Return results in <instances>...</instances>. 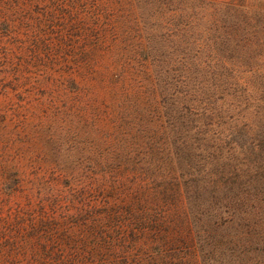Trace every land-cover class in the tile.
Here are the masks:
<instances>
[{
	"label": "rangeland",
	"instance_id": "rangeland-1",
	"mask_svg": "<svg viewBox=\"0 0 264 264\" xmlns=\"http://www.w3.org/2000/svg\"><path fill=\"white\" fill-rule=\"evenodd\" d=\"M214 2L264 4L187 0V18L178 0L0 2V264H70L62 230L71 224L77 236L89 207L123 200L96 191L106 162L147 172L148 116H157L148 113L147 61L192 56L225 17ZM258 55L246 62L261 68ZM38 241L50 251L44 260L31 254L42 255Z\"/></svg>",
	"mask_w": 264,
	"mask_h": 264
},
{
	"label": "trees",
	"instance_id": "trees-1",
	"mask_svg": "<svg viewBox=\"0 0 264 264\" xmlns=\"http://www.w3.org/2000/svg\"><path fill=\"white\" fill-rule=\"evenodd\" d=\"M186 1L176 12L189 15ZM263 7L214 2L225 17L192 56L147 61V172L106 162L96 191L123 200L89 207L77 236L62 230L70 264H264V65L246 62L264 63ZM36 243L34 260L48 258Z\"/></svg>",
	"mask_w": 264,
	"mask_h": 264
}]
</instances>
